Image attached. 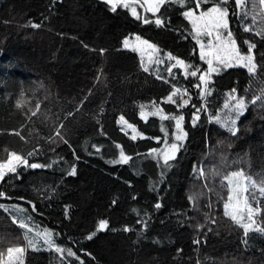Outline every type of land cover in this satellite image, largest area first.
I'll return each mask as SVG.
<instances>
[{
	"label": "trees",
	"instance_id": "1",
	"mask_svg": "<svg viewBox=\"0 0 264 264\" xmlns=\"http://www.w3.org/2000/svg\"><path fill=\"white\" fill-rule=\"evenodd\" d=\"M194 2L186 0V6ZM134 3L150 24L135 20L124 8L118 9L119 15L112 14L99 0H0V158H6L4 149L24 155L36 149L38 155L29 160L52 165L25 169L19 178L8 174L0 182V191L6 194L0 197V231L19 228L12 216L30 217V236L47 229L57 245L71 248L79 257H68L63 264H264L260 252L264 235L250 232L246 248L243 231L223 216L226 181L221 186L220 177L196 178L201 167L209 172L214 166L225 173L243 169L257 178L264 175V108L249 103L237 120L235 137L211 119L232 89L250 101L259 85L250 82L245 69L229 68L213 74L210 94L202 98L194 86L198 76L186 77L178 67L170 74L168 61L148 64L150 71L144 72L140 57L122 47L125 36L141 35L162 54L171 52L202 69L206 65L199 59L189 23L180 14L186 8L169 4L168 27L157 28L155 16L144 11L140 0ZM231 7L235 8L234 0ZM33 23L40 27L33 28ZM240 23L230 19L228 30L239 38L238 46L245 39L256 43L254 55L259 61L264 42L254 31L243 32ZM258 78H264V73ZM173 86L179 89L177 103L182 94L189 100L183 108L166 102ZM37 102L41 104L38 110ZM141 105L146 113L161 108L167 115L185 118L188 136L169 168L149 150L172 142L174 122L158 115H147L144 121L139 115ZM201 105L204 109L197 112ZM194 113L198 117L195 126ZM121 115L141 137L133 140L120 128L116 121ZM61 123L68 143H48ZM121 150L131 157L127 164L106 162L118 158ZM222 155L227 157L226 166ZM70 163L77 166L76 176L64 172ZM201 191L194 211L188 197ZM114 199L116 205L111 203ZM157 201L162 204L159 210L154 208ZM145 211L150 217L143 215ZM181 214L184 221L191 217L192 226L182 225ZM206 214L217 223L206 221ZM101 218L109 220L116 231L105 230L86 239ZM138 218L148 222L139 240L135 231L121 230L124 225L139 229ZM197 223L204 227L196 229ZM39 244L40 251L26 246L25 264H61L60 253L45 250L42 240Z\"/></svg>",
	"mask_w": 264,
	"mask_h": 264
},
{
	"label": "snow or ice",
	"instance_id": "2",
	"mask_svg": "<svg viewBox=\"0 0 264 264\" xmlns=\"http://www.w3.org/2000/svg\"><path fill=\"white\" fill-rule=\"evenodd\" d=\"M99 2L105 6L106 11L111 12L112 14L119 15L120 12L118 9L123 7L130 12V15L135 20L142 21L145 25L151 23L146 16L137 14L134 4L129 3V0H99ZM209 2L211 3V6H207ZM169 4H178L181 8H186V10L182 11L180 14L191 25L192 37L200 49L199 59L207 64V68L202 69L197 64H187L185 60L179 59L171 52H164L163 58L159 55L155 56L154 63L159 65L164 63V59H167L168 61L174 60L175 64L168 66L170 74H172L173 67H179L186 77L188 75L191 77L198 76L199 83L194 86L199 88L200 96L202 98L205 95L210 94V85L213 74H219L221 71L229 68L245 69L249 74L250 82L255 81L259 85L258 94L253 92L250 101L246 96L236 95V89H232L223 108L211 118L214 119L221 128L230 133L231 137H235L238 132L237 120L244 114L249 103H251L253 107L259 103L261 107L264 108V78H258L264 73V54L261 55V58L258 61L254 55V49L257 48L256 43L245 39L243 44L238 46L237 41L239 38L235 37L231 30H228L225 35V30L229 29L230 19L236 18L240 20V27L243 32L249 33L254 31L255 35L259 36L261 41L264 42V0H234V9L231 7V0H195L192 7L186 6V0H144L142 7H144L145 12L152 13L153 16H155L154 24L157 28H166L168 27V23L165 18L168 16L167 6ZM156 13H159V16H156ZM248 20L251 21L250 24L247 23ZM31 26L33 28L40 27V25L35 23L31 24ZM205 36L207 37V44L203 42V37ZM121 43L124 49H130L132 52L143 53L145 49L150 50L152 53L160 52V49L157 48L156 44L151 43L148 39H144L138 34H135L134 38L125 36ZM244 45H247L246 52L244 51ZM85 47H87V45H85ZM100 52L103 53L104 49H101ZM150 62H153L151 58ZM141 68L144 72L150 71L143 62L141 63ZM160 78L159 74H157V79ZM165 83H168V81L166 80ZM249 91H251V88L246 89V93ZM177 92H179V89L173 86L172 91L166 97V102L177 103L175 100ZM183 95L184 94H182L180 101L177 103L178 108H183L189 103V100L184 99ZM22 96L23 94H21V100L17 101V107H20ZM81 103L83 104V101ZM40 107V102H37L36 109L38 110ZM202 109H204L203 105H201V108L197 109V112ZM76 110L79 111V108ZM36 114L35 111L32 112L33 116ZM71 115L72 113L69 112L68 116ZM139 115L141 119H146L147 115H159L161 120L167 119L174 122V131L171 133L172 142L168 143L166 141L162 150L156 148L149 150L150 155L159 151L164 166L166 168L171 167L169 162L176 159V153L183 147L184 141L188 136V133L183 127L185 122L184 116L182 114H169L165 116L163 110L159 108H156L150 113H146L144 105L140 106ZM197 118V115L194 113V126ZM122 121L135 132L134 126L128 124V121L125 120L123 115L117 119L116 123L120 124ZM63 127L64 125L61 123L59 127L54 128V136H49L47 138L48 143H68V140L63 134ZM14 134L19 136L21 140L26 139L19 131H14ZM131 138L135 140L136 136L134 135ZM93 147H95V145H93ZM116 147L120 148V145H116ZM96 151L99 152L100 149L97 148ZM4 152L6 158H0V180H3L8 174H13L19 178L25 169L52 167L51 164H41L29 160L30 157L38 155V150L36 149L29 151L26 155L8 149H4ZM73 156L76 160H79V157L76 156L75 152H73ZM130 159L131 157L121 150L118 158H113L106 162L113 165L127 164ZM221 160L225 162L226 166L227 157L222 155ZM64 172L68 176H76V164L70 163ZM193 172L195 175V165L193 167ZM161 175L163 176V172ZM208 177H220L221 186H223V182H227V199L223 204V216L228 218L233 226L243 231L245 238L242 240V243H244L247 248V238L250 232L264 235V175H259V178H257L254 175L246 173L243 169L225 173L221 168L215 166L211 171L205 172L204 168L201 167L196 178L207 180ZM126 183L131 187L130 181H126ZM209 191L211 192L212 189L209 188ZM5 195V192L0 191V197H4ZM202 195V191L193 192L189 195L188 199L193 205L194 211L198 210V201ZM132 199L135 200L136 197L133 196ZM111 203L116 205L118 201L114 199ZM0 207H3V205H0ZM13 207L15 208L16 206ZM161 207L162 204L160 201H157L154 204V208L157 210ZM32 210H36L34 204ZM17 211L23 212V209H17ZM132 212L139 215L138 210L135 208L132 209ZM65 213L67 215V207L65 208ZM143 215L150 217V213L147 211H145ZM205 219L206 221H211L212 224L217 223L216 219L209 214L205 215ZM29 220L30 217L25 219L12 216V223L18 224L19 228L24 230V241L27 242L28 248H31L33 251H40L41 247L39 241L42 240L45 250H51L61 254V264H63L64 260L68 257H74L79 260V257L76 256V253L71 248H62L57 245L53 239L54 234L47 229L43 232H36L33 236H30L29 233L33 232V228L30 227ZM180 222L183 226H192L191 217H189L187 221H184L182 214ZM135 224L140 225V228L136 229L132 226L124 225L121 230L126 233L135 231L137 239L139 240L143 238L148 229V222L143 218H138L135 221ZM202 227H204V225L199 223L195 225L196 229ZM105 230L116 231L115 228H111L109 220L101 218L96 225L95 231L91 232L86 239L91 240L98 232ZM209 231H211V229H209ZM154 243H159V241H154ZM0 244L8 245L6 247V252L0 250V264H25L23 259L26 252L25 246H21L19 243H13L12 240L7 237L0 238ZM193 244H199V241L193 240ZM177 252L179 253L181 250L177 249ZM260 252L264 255V249H260ZM88 255H90V253H88ZM80 264H85V262L80 261Z\"/></svg>",
	"mask_w": 264,
	"mask_h": 264
},
{
	"label": "rangeland",
	"instance_id": "3",
	"mask_svg": "<svg viewBox=\"0 0 264 264\" xmlns=\"http://www.w3.org/2000/svg\"><path fill=\"white\" fill-rule=\"evenodd\" d=\"M140 2L141 3H143L144 2V0H140ZM129 3H133L134 4V7L136 8V10H137V14L139 15V7H138V5L137 4H135L134 2H132V0H129ZM120 8H123V7H120ZM129 12V11H128ZM130 13V12H129ZM188 22V21H187ZM189 23V22H188ZM189 26H190V30H191V25L189 24ZM228 31V29L227 30H225V35H226V32ZM192 34V33H191ZM131 38H134V37H131ZM203 42L205 43V44H207V37L205 36V37H203ZM198 46V45H197ZM128 50H130V49H128ZM198 50L200 51V49H199V46H198ZM131 51V50H130ZM139 57H140V59H141V61L143 62V64L147 67V65L148 64H153L154 63V59H155V56H157V55H159V56H161V58H163V54L162 53H160V52H158V53H152L150 50H147V49H145L144 51H143V53H138V52H135ZM150 58H151V60L153 61V62H150ZM164 61H168L167 59H164ZM168 62H170L171 63V65H174L175 64V61L173 60V61H168ZM156 64V63H155ZM203 64H205L204 62H203ZM157 65V64H156ZM206 65V68H207V64H205ZM179 68V67H178ZM181 70V69H180ZM182 71V70H181ZM183 72V71H182ZM159 109H161V108H159ZM162 110V109H161ZM163 114L165 115V116H167V114L163 111ZM159 116V115H158ZM160 117V116H159ZM144 121H146L147 120V117H146V119H143ZM119 126H120V128L124 131V132H126V133H129L130 134V136L132 137V136H136V139L137 138H139V137H141V135L135 130V132L133 131V129L132 128H129L128 127V125L127 124H124L123 123V121L120 123V124H118ZM171 143V142H170ZM164 148V147H163ZM162 148V149H163ZM162 149H160V150H162ZM157 156H156V158H159V160L160 161H162L163 162V160H162V158H160V153H159V151L157 152V153H155ZM176 155H177V153H176ZM2 180H0V182H1ZM227 183V182H226ZM207 191V190H206ZM227 199V192H226V195H225V197H224V199H223V202H222V204H224V202H225V200ZM206 207H210V203H208L207 205H206ZM222 209H223V207H222ZM224 210V209H223ZM4 237H7V238H9V239H11L12 240V242L13 243H19V244H21V246H27V243H26V241H24V231H22L21 229H19L18 227L17 228H15V230H13V231H7V232H5V231H0V238H4ZM18 238V239H17ZM8 245H6V244H0V250H3V251H5L6 252V247H7ZM24 259V258H23Z\"/></svg>",
	"mask_w": 264,
	"mask_h": 264
}]
</instances>
